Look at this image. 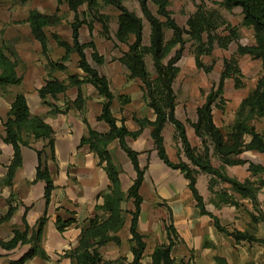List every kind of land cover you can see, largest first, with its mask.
<instances>
[{"label":"trees","instance_id":"1","mask_svg":"<svg viewBox=\"0 0 264 264\" xmlns=\"http://www.w3.org/2000/svg\"><path fill=\"white\" fill-rule=\"evenodd\" d=\"M65 2L74 11V20L71 22L72 42L63 40L58 34L53 33L59 45L65 48V54L61 62L49 60L54 68L63 69L62 62L70 60L72 53L79 55V67L84 71V75L74 74L66 80L59 78H49L42 85L38 92L42 99L47 97L56 98L59 94L66 92L70 86H77L79 92L73 101L75 107L84 109L86 98L81 89V85L88 83L95 87L98 94L103 98L99 120L106 122L109 126L108 131L100 132L92 128L87 120L88 133L83 136L80 146L88 145L90 150L98 159V164L104 165L109 184L108 191L99 194L103 198L102 203L95 206V215L87 217L85 224L81 228L78 244L64 252L63 256L71 259L70 264H123L119 259H103L100 248L109 242L121 244V237L118 234L125 223V213L128 211L125 204L129 199L132 200L134 208L129 210L130 220V242L133 255L130 264H175L176 259L172 256V249L177 241V231L173 224L167 225L168 243L157 245L150 254V260L143 262L146 249L145 235L139 231V218L141 214V204L143 196L141 187L145 179V168L139 161L140 152L133 149L128 141V137L136 138L150 126L158 156L169 167L180 170L188 180V187L202 214H209L214 219L217 229L234 238L237 242H259L264 244V238L258 237L250 230L229 229L221 223L217 215L208 212L205 207L203 196L197 187V177L199 173L209 174V189L216 193L221 204H229L239 207L241 199H249L255 211L254 221L264 222V213L259 209L258 193L264 187V178L253 179L252 177L264 173L262 164L249 162L251 177L244 181L227 173L228 165L243 164L247 161L241 154L248 150L264 152V133L257 130L254 121L264 118V0H221V4L227 9L241 7L244 15L243 24L253 30L254 41L249 45H239L240 54H249L253 58L261 61L263 74L258 79L253 88L241 101L236 111V117L232 125L219 126L215 122L214 109L221 107L225 92L226 80L233 78L236 85L241 84L240 68L235 57L224 60L223 70L217 83L206 95L205 101L197 108V118L192 123L194 131L200 137L203 149L194 147L187 135L185 123L176 116V93L173 83L179 68L176 63L184 53L187 41L193 40L201 42L205 34L208 36L210 46L214 37L212 31L218 26L217 20L212 12L199 7L187 20V26L178 24L169 9L171 0H138L145 17L150 23V44H144V23L135 11L130 10L124 5L122 0H58ZM99 1L106 5L114 6L118 11L116 39L126 44L127 49L123 52L120 60L129 71V78H138L142 82V90L148 105L155 113V119L148 117L135 118L139 124V129L130 130L125 119H118L112 110L115 94L111 89L108 77L102 74L98 68L89 61L85 48H93L92 57L97 64L104 63V57L96 50L93 41L88 44L80 41V26L85 20L80 19L79 8L86 4L89 10H97ZM150 3L157 7V14L153 13ZM103 27V34L108 35L109 25L104 16L98 18ZM54 20V16L40 12L37 9L30 11L27 21L30 23L31 30L35 38L40 42L43 53L49 50L48 36L45 28ZM92 30V22L88 23ZM169 28L173 34L170 39H166L165 30ZM236 36V30L230 29V34L221 38L222 46L227 47L230 41ZM174 49V52L172 53ZM151 55L156 70V76L150 74L145 57ZM168 58L166 62L164 60ZM17 61L12 60L5 52L3 45L0 44V86L18 85L23 82V76L16 70ZM121 105L130 102L128 95L119 96ZM55 111L66 112L65 110L54 108ZM121 122V124L118 123ZM170 122L176 129V135L180 138L183 151L188 160L174 162L170 159L165 146L163 129ZM4 135L2 139L5 143L11 144L14 149L13 158L8 165L7 174L4 179L6 185L11 186L18 169L23 164L22 146H31V139L34 141H44V146L37 149L38 165L36 168L35 181H43L44 197L48 205L52 200L53 190L55 189L54 177L50 171L46 149L49 148V157L55 161V131L51 124L45 121L39 114H31L27 98L24 93H17L14 97L6 118L2 120ZM250 137V139H248ZM118 140L120 147L126 152L136 172L132 184L125 192L121 185V167L115 162L114 156L110 151V144ZM219 164H215L213 158ZM220 184L221 189L215 190V186ZM13 195L8 202V210L0 218V222L9 220L15 213L17 207L13 205ZM29 206H25L22 216L23 226H14L13 235L8 240L0 238V247L5 250H12L19 246L28 245L29 247L16 259H10L4 264H27L29 260L36 256L47 259L49 256L43 248L41 241L48 217L43 214L31 227L26 219V212ZM76 223V218L62 217L58 215L55 219L56 227L59 231H64L67 227ZM5 256L0 253V258ZM218 264H229L221 256L216 257ZM179 262L177 264H180ZM1 264V263H0ZM185 264V263H184Z\"/></svg>","mask_w":264,"mask_h":264},{"label":"rangeland","instance_id":"2","mask_svg":"<svg viewBox=\"0 0 264 264\" xmlns=\"http://www.w3.org/2000/svg\"><path fill=\"white\" fill-rule=\"evenodd\" d=\"M122 1L124 5H126L130 10L135 11L140 17H142L144 23V44L149 45L151 26L142 12L139 1ZM199 7L212 12L214 18L217 20L218 26L211 33L214 37V40L210 46L208 42V36L205 34L204 39L201 42L193 40L187 41L184 53L180 60L176 63L179 68V72L174 79L173 87L176 93L177 102L176 116L185 123L187 135L191 144L194 147L202 150L203 146L201 139L196 135L192 123L197 118V108L205 101L206 95L210 92L215 83L218 82L221 71L223 70L224 60L230 57H235L237 59L240 68L241 84L237 86L233 78L226 80L225 92L221 104L222 108L216 107L214 109L215 122L219 126H229L233 124L239 104L243 98L253 88H255L258 79L263 74V68L260 60L253 58L249 54H240L238 51L239 45H249L254 41L253 30L243 24L244 15L241 7H234L233 9L229 10L221 4V0H171L169 5L172 16L175 18L178 24L183 27L187 26V20L189 16L192 15ZM150 8L153 13L157 14L156 5L150 3ZM33 9H37L40 12L54 16V20H52L50 25L45 28L47 36L57 40L53 36V33H56L65 41L71 40L70 38L68 39V37L71 35L70 22L74 20L75 15L74 11L69 8L67 3H60L58 0H0V44L3 45L6 54L12 60L17 61V66L20 54L17 44L19 45L21 40L18 38L14 40V44H12L9 41L11 39L8 37V32L11 29L17 28L21 29L20 31L25 30L23 27V21L25 20V17L28 15V13ZM118 14L119 11L114 6L106 5L102 1H99L97 10L94 11L89 10L86 4L81 5L79 8V15L80 19L85 20V22L80 26V29L83 30V34L80 35V41L81 43L85 44L93 41L96 45V50L104 57V63L97 64L92 57L94 51L93 48L90 46L85 48L87 57L91 64L98 68L102 74L106 75L111 82L112 90L116 96L114 99V104L112 105L114 114L118 118L124 117L125 123L129 128L135 126L138 127L135 118L153 117V109L148 105L144 92L140 90L141 85L139 82H141V80L135 78L137 79L136 84L134 81L135 79L129 78V71L120 60L123 52L127 49V46L116 39L115 34L118 25ZM100 15L104 16L108 21V35L103 34L101 21L98 19ZM89 22H92V30L89 28ZM233 28L236 30V36L232 39V41L229 42L227 47L222 46L220 43L221 38L228 36L230 34V29ZM172 34V30L166 28V39H170ZM24 40L26 41L28 39ZM39 43H34L33 40H28L25 46L27 47L25 48V52L30 55L31 53H37L35 54L37 63H43V67L48 72L47 75H49L47 77L54 78L55 76L52 75V72L59 70V68L57 69L51 66L49 60L61 62V58L56 60L53 57V49H51L50 46L48 53H43L42 46ZM173 52L174 49L172 53ZM145 60L150 74L152 77H155L157 73L154 67L152 56L150 54L146 55ZM167 60L168 58H166L164 62ZM62 64L64 65V68L63 70L60 69V71H63L61 75L63 76L66 74L68 77L71 76L69 74L74 72L72 69H74V66H76L75 63L72 61V59H70L62 62ZM68 77L62 80L67 81ZM125 78L128 79L127 82L124 81ZM44 82H46V79ZM10 86L6 85L2 87L9 88ZM122 92L124 95H128L130 97V102L125 105H121L119 99V93ZM84 93L86 96L95 94L92 89L91 91L86 89ZM86 116V114L83 115L84 118H86ZM254 125L258 131L264 133V118L255 120ZM165 126L166 128L164 127L163 129V136L165 145L167 146V150L172 161L178 162L179 160H188L183 151L181 140L176 135V129L174 125L168 122ZM151 130L152 128L147 126L144 128L142 134L136 138L128 137L127 141L132 148H135L140 152L139 157L141 165L146 170L145 179L148 186L144 187V184L141 189V193L144 196V203H142L143 209L140 217V231L144 233L146 236L145 240L149 243H159L163 240L167 242L162 224L163 217L169 213L167 199H165L167 198L166 196H170L166 193L169 190L167 189L168 186L166 181L172 180V182H179L182 178V175L178 170L167 169L165 171L164 168H158L157 170L150 168L151 164H153V162L158 158V153L151 136ZM2 144L3 143L0 137V155H5V152L2 149ZM85 148L88 149V146H77L76 150L79 153L80 149H82L81 152H83V150H86ZM110 151L114 156L115 162L121 167V175L123 180L122 188L126 192L128 187H130L133 182L135 171L126 152L120 147L118 140H115L110 144ZM46 152L48 163L50 164L49 167L55 172L56 169L60 168V165L57 160L53 161L49 157V148L46 149ZM245 156L247 158L245 159L246 161H250V159H264V154H258L255 157L254 153L252 154L247 152ZM213 161L215 164H219L215 157L213 158ZM97 166L99 173L95 176V180L97 179L99 184L95 185L97 194L96 199L99 203H102L103 198L101 196L98 197V195L108 191L109 181H107L106 173L103 170L104 165L98 164ZM201 173H199L198 176ZM259 177L264 178V173H260L258 176H254L252 178L257 179ZM77 178L78 176H76V179ZM3 185L4 183L2 179L0 181V186ZM214 188L215 190H220L221 185L218 184ZM262 198L263 201H260L259 209L264 213V187L262 188ZM88 200H90L91 203V199ZM242 203L244 204L242 207H235V209L230 208V205L221 204L218 196L216 193H214L208 197L206 205L210 209H218L217 211H219V213L223 216L222 219L224 225L229 227V229L244 228L256 233L257 235H260L261 237H264V223L261 222L259 224L257 221L253 223L247 222L246 220L249 216L247 213L246 203L250 204V202L248 199H242ZM125 206L128 211L125 213L124 226L119 231L121 244L117 245L114 242H109L100 248V252L103 259L105 260L119 259L123 264H130L133 258L130 242L131 234L129 231L131 220V214L129 213V210L134 208L132 200L129 199ZM222 206H228L229 208L222 209ZM85 210L88 215L92 216L95 214L94 208L91 204L87 205ZM85 219L81 222H78L76 219V224L82 228L85 224ZM241 249L242 246L237 248V250ZM253 250L264 249L255 247ZM58 255L60 254H53V258H58ZM175 259V264L183 261L187 262L189 259L190 261L195 262V255L192 254L190 257H181L177 254L175 255ZM149 260L150 255L146 252L143 262L146 263ZM261 261L264 262V256L261 258Z\"/></svg>","mask_w":264,"mask_h":264},{"label":"crops","instance_id":"3","mask_svg":"<svg viewBox=\"0 0 264 264\" xmlns=\"http://www.w3.org/2000/svg\"><path fill=\"white\" fill-rule=\"evenodd\" d=\"M28 15L23 21V27L25 28V30L20 31L21 29L17 28L11 29L8 32V37H10L11 39L9 41L12 44H14V40L18 38H20L21 40V43H19V45L17 44V48H19L20 50L19 51L17 49L20 52L17 73L23 76V82L18 86L9 85V88H3L2 86H0V137L3 143L2 149L5 152V155H0V181L3 179L4 183V179L8 170V165L10 164L14 153L13 146L11 144L5 143L2 139V136L4 135L2 120L6 118L14 97L17 93L20 92L24 93L27 98L30 113L42 115L45 121L51 124L54 128L55 155L56 160L60 165V168L56 169L55 172L50 168V171L54 177L55 189L53 190L52 200L47 205L44 197L45 184L43 181H35L36 168L38 165L37 149L43 148L44 141H34L33 139H31V146H22L23 164L18 169L13 180V184L9 186L4 183L3 186H0V218L4 216L8 210L7 200L11 195H13L12 203L14 206L17 207L15 213L9 220L0 222V238L8 240L13 235L14 226H23L22 216L25 212V206H29V209L26 212V219L31 227L36 224L37 220L43 214L46 213L48 217L41 244L43 248L47 251L49 257L47 259H43L39 256H36L33 259L29 260L27 264H70L71 259L68 257H64L63 254L65 251L71 249L72 247L78 244V240L81 233V226L74 223L73 225L67 227L64 231L61 232L56 227L55 219L58 215L64 218L72 216L76 218L78 222H81L85 218L91 216L85 212V208L87 205L91 204L95 211V206L97 203H99L96 199L97 194L95 188V185L99 184L97 179L95 180V176L99 173L97 170L98 159L90 150L88 145H84V147L88 146V149L85 148L86 150H83V152H81L83 148L79 150V153L76 149L77 146H80L81 138L87 135L88 133V124L95 130H98L100 132L108 131L109 126L106 122L98 119L101 113L103 98L98 94V91L91 84L85 83L81 85L82 92L84 94V97L86 98L83 110L78 109L73 104V101L77 98L79 92V88L77 86L69 87L66 92L59 94L56 98L47 97L46 99H42L40 97L38 90L42 85L45 84V79H49V77H47L49 75H47L48 72L43 67V63H37V59L35 57V54L37 53H31L30 55L25 52V48H27L25 46L28 40H33L34 43H39V41L35 38L32 33L30 23L27 21ZM81 34H83L82 29H80V35ZM69 38L71 40L66 41L72 42V28L71 35L70 37H68V39ZM24 39L28 40L25 41ZM48 41L50 48L54 50H52L53 57L56 60L58 58H62L66 51L65 48L59 45L57 40L52 39L50 36H48ZM70 59H72L76 66H74V69H72L74 70V72L70 73L69 75H84V71L79 67V63H77L79 60V55L77 53H72ZM62 72L63 71H60L59 69L53 71L52 75L61 80L66 79L68 75L64 74L62 76ZM127 80L128 79L125 78L124 81L127 82ZM134 81L137 84V79H135ZM139 83L141 85L140 87L142 88L141 82ZM141 88L140 90H142ZM86 89L88 91H91L92 89L95 94L91 96H86V94L84 93ZM119 94L123 95L124 93L122 92ZM67 104H69V109L66 110V112L55 111L54 109L56 107L60 110H65ZM84 114L87 115L86 118L83 117ZM122 118L124 117L118 119L120 120ZM148 118L150 120L155 119L154 111L153 117ZM85 119L87 120L88 124L85 122ZM118 123L121 124L120 121H118ZM129 129L137 130L139 129V124L138 127L135 126ZM248 139H250V137ZM247 152H250L252 154L254 153L255 157L258 154H264V152L248 150L241 154V157L243 159H247L245 156ZM249 162H254L258 164L260 163L264 165L263 158H260L259 160L250 159V161H247L243 164L228 165L226 168L227 173L230 176L236 177L239 180L244 181L246 178L252 176L251 172L249 171ZM150 168H152L153 170H157L158 168H164L165 171L167 169L178 170L169 167L163 160L159 158V156L156 161L151 164ZM103 170L105 171L104 168ZM178 171L180 172V170ZM121 174V185L123 186ZM181 175L182 178L179 182H172V180L166 181L168 186L167 189H169L166 193L170 195L166 196L167 198H165L167 199L169 213L166 214L165 217H163L162 224L164 227V233L166 235L167 242L163 240L159 243H149L145 240V253L147 252L150 255L157 245L169 242L166 227L169 224H173L177 231V241L173 246L172 256L175 258V255L177 254L181 257H190L192 254L195 255V262L190 261L189 259L187 262L183 261L180 264H218L216 261L217 256L224 257L229 264H264V262L261 261V258L264 256V250H253L255 247H258L259 249H264V244H261L259 242L248 241L237 242L231 236L220 232L214 224L213 217L209 214L201 213V210L197 205V201L193 197V194L188 187V180L184 177L183 173H181ZM76 176H78L77 179ZM210 177L211 176L207 173H201L197 177V187L200 194L204 198L205 207L207 211L213 213L214 215H217L221 220V223L224 224L222 219L223 216L219 213V211H217L218 209L215 208L214 205L213 206L215 209H210L206 205L208 197L211 196V194H214L209 189ZM107 181H109L108 176ZM144 184V187L148 186L146 179H144L142 187ZM88 199H91V203ZM258 199L259 202L263 201L262 189L258 193ZM240 201L241 205L239 207H242L244 204L242 203V199ZM248 201L250 202V204L246 203V208L249 217L246 221L253 223L255 222L253 219V214L258 213L255 211L252 202L249 199ZM142 203H144V201H142ZM230 206V208L234 209L236 207L234 205ZM221 208L226 209L229 207L222 206ZM142 209L143 204H141V214ZM261 222L264 223L263 221H257V223L259 224ZM138 227L140 231V218ZM240 230L246 229L243 228ZM257 236L261 237L260 235ZM239 246H242L241 250H237ZM28 247V245L19 246L10 251L0 247V253L5 255L0 258V263L4 264L7 263L10 259H16L25 250H27ZM55 253L60 254L56 259L53 258V254Z\"/></svg>","mask_w":264,"mask_h":264}]
</instances>
